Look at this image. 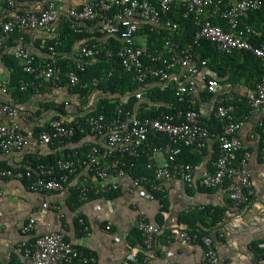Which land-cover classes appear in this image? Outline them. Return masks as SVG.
Instances as JSON below:
<instances>
[{"label": "built area", "instance_id": "2783aa9c", "mask_svg": "<svg viewBox=\"0 0 264 264\" xmlns=\"http://www.w3.org/2000/svg\"><path fill=\"white\" fill-rule=\"evenodd\" d=\"M25 1L8 0L11 11L2 23V30L14 35L13 56L29 77L21 79L18 88L38 95L50 89H65L67 94L58 102L67 112L52 118L33 139L21 123L29 122L30 116L23 115L7 98L10 82L0 83V152L7 156L31 146L38 149L36 158L29 159L24 167L12 168L0 162V179L25 180L29 190L43 193L63 190L71 182L78 200L84 203L92 198V190L108 194L120 190L124 181H128L131 191L152 201L178 180L198 188L226 185L229 211L251 201L255 195L252 151L241 133L264 107V26L242 25L241 20L249 12L260 10L264 0L184 1L178 6L182 17H193L197 26L192 43L186 45L177 41L181 23L169 16L175 7L172 0H88L80 8L49 0L39 11L18 10L17 4ZM60 19L69 22L73 32L82 34L80 42L70 52H63L58 48L62 39L54 36L53 43L47 42V55L39 57L31 50L25 32L42 29L52 33ZM147 28L161 35L160 47L150 48ZM141 30H146V38H141ZM204 41L213 43L222 53L248 51L261 61L263 75L250 92L234 90L222 78L212 75L209 60L199 50ZM99 61L118 63V76L126 75L129 85L125 93H105V97L97 90L101 82L97 75L82 83L81 73ZM112 75L109 70L108 77ZM80 84L88 89L86 93L78 91ZM155 88L170 89L173 100H152ZM207 94L214 96L210 116L203 112L208 105L203 99ZM133 96L136 107L127 108ZM104 97L113 107L91 114ZM245 102L248 109L241 111ZM149 110L157 114H143ZM211 119L216 120L218 127L210 126ZM77 135L83 137L78 144L72 142ZM161 135L166 141H153ZM248 139L264 153L263 119H258L248 131ZM209 141L214 142L215 156L211 169L203 174H197L195 164L178 160L185 148L200 151ZM68 142L74 145H67ZM52 145L67 146L56 161H44L41 153ZM142 153L148 156L151 175L134 174L135 160ZM160 156L164 163H159ZM132 205L137 211V229L143 235L144 246L151 250L160 227L147 217L140 200H134ZM42 207L59 209L60 205L45 201ZM187 210L191 212L193 208L188 206ZM79 221L91 235L84 218ZM35 228L36 217L31 216L21 229L25 237L5 242L19 260L14 261L10 255L0 264L96 262L95 256L67 240L63 231L48 230L30 239L28 235ZM223 238L222 231L213 236L198 229H184L168 234L166 245L201 242L205 261L220 264ZM253 250L264 261V241ZM163 252L168 254L167 248ZM144 263L154 264L150 256Z\"/></svg>", "mask_w": 264, "mask_h": 264}, {"label": "crops", "instance_id": "0c3cea01", "mask_svg": "<svg viewBox=\"0 0 264 264\" xmlns=\"http://www.w3.org/2000/svg\"><path fill=\"white\" fill-rule=\"evenodd\" d=\"M47 1L49 0H27L18 3L17 9L39 11ZM55 1L80 8L88 0ZM184 1L186 0H172L176 9ZM10 11L8 0H0V83L6 81L12 83L16 74L15 66L11 62L12 58H10L13 55L14 35L6 34L2 30V23L7 19ZM62 21L66 20L60 19L54 24L52 33L42 29L25 32L31 50L39 57L44 58L47 55L49 40L54 36H61L64 31ZM146 35H148L146 30H141V38H146ZM79 42L80 40H77L71 49H74ZM211 73L216 75L213 70ZM228 76L221 79L229 85L228 87L244 93L251 91L252 87L247 82L233 84L228 82ZM66 94L65 89H50L42 94H31L21 99L12 97L11 94L7 98L20 108L23 115L27 113L30 116L29 122L22 120L21 123L23 129L30 132L34 139L52 118L63 114L58 101ZM213 98L212 95L203 98L208 103L203 107L206 116H210L212 112ZM260 118L264 120V107L259 114L253 116L251 123L241 133L244 143L252 151L251 166L255 195L247 204L230 211L226 210L221 221L211 223L206 217L207 219L202 223L195 217L192 222L196 223L193 225V223H187L185 215L189 213L188 206L198 211L205 206L227 207L226 185L216 189H204L190 187L182 180H178L170 183L166 192L158 199L148 201L139 193L131 191L128 181H124L121 189L113 197L102 195L98 189H95L90 201L87 203L79 201L78 204V201L72 197L75 189L71 182L63 190L43 193L29 190L27 181L0 179L2 191L0 195V260L6 261L10 255L13 256L14 261L19 260L5 242H17L23 239L25 237L21 231L23 225L31 216H35L36 228L32 234L28 235L30 239L48 230L63 231L66 238L75 246L88 255L95 256L94 264H145L146 256H150L154 264H208L204 258L205 246L201 242L166 245L168 234L178 230H189L194 228L192 226H198V230L199 227L208 230L213 236L218 231L224 233V242L219 249L220 264H264L253 250V247L264 241V153L248 139V131ZM72 144L67 143V145ZM67 145L48 146L41 154L43 158L47 155L61 154ZM37 153L38 149L32 146L7 156L0 152V162L12 168L24 167L29 159L36 158ZM194 153L198 159L194 162L198 175L211 169L215 156L213 141H209L204 149ZM158 160L159 163L165 162L162 156ZM134 200L141 201V207L145 210L147 217L160 227V233L156 236L151 250L146 249L137 231V211L132 205ZM45 201L58 204L60 208L44 209L42 205ZM80 215L88 225L91 235L84 230L83 223L76 222ZM108 225H111L110 229L107 228ZM164 248H167L168 254L163 252Z\"/></svg>", "mask_w": 264, "mask_h": 264}, {"label": "trees", "instance_id": "16d2710c", "mask_svg": "<svg viewBox=\"0 0 264 264\" xmlns=\"http://www.w3.org/2000/svg\"><path fill=\"white\" fill-rule=\"evenodd\" d=\"M173 10H175L176 12L172 11L169 14V16L174 18L175 20H178L182 25V29L177 34V41H179L181 45L192 43L195 31L197 29V26L194 23L193 17L184 19L182 17L180 9L178 8L176 9L175 7H173ZM62 23H63L64 31L61 33V36L59 37L62 39L63 42L60 46H58V48L63 52H69L73 44H75L77 40L81 39L82 34L73 32V30L69 27V22L62 21ZM241 23L242 25L249 23V24L254 25L255 27L257 26V28H262L264 26V4L260 10L249 12L247 15L243 16ZM147 31L149 32V29ZM149 33H150V37H149L150 48L154 49L155 47H160L162 45L161 35H158L155 32H149ZM54 39L50 40V42L53 43L55 41ZM199 50L202 56L209 60V67L211 68V70H213V72H216V76L218 78H225L227 75H229L227 80L228 82H231L233 84L243 81V82H247L248 85H250V87H253L255 82L260 80L263 75V68H262L261 61L251 52L237 51L232 54L222 53L216 48V46L213 43L208 42V41H204L201 47L199 48ZM10 58H12L11 62L13 63L12 65L15 66V70H16L14 80L12 81V83H10V94L12 95V97H18L20 99L23 97H29V95L32 94L31 91L22 92L18 88L19 81L21 79L26 80L29 77L23 71L22 66L19 63V61L13 55L10 56ZM109 70H111L114 75L108 77ZM118 70H120V66L116 62L109 63L106 61H99L95 65L88 67L86 72L81 73L82 83L89 82L94 75H97L101 78V82L97 88L99 92L104 93V95L105 93L107 95L108 94L113 95L116 92L125 93L127 89L129 88V85L126 81L127 77L126 75L119 77L117 73ZM104 71H105V74H104ZM62 84L63 85L65 84L64 80H62ZM81 84L78 87V91H80L81 93H86L88 89H83ZM204 96L208 97L210 96V94H207ZM105 97L107 96L105 95ZM105 97L100 99L101 101L100 105L98 106L96 110H92L90 112L91 114H96L98 111L111 109L113 107V104H109V100L106 99ZM151 99L160 100V101H171L173 100V93L170 89L161 90V89L155 88L151 96ZM136 103H137L136 98L133 96L130 98V101L126 105V107L131 108V109L135 108ZM59 106L61 107L59 108L63 111V114L64 113L66 114L67 111L64 105L59 104ZM102 106H104V109ZM241 107H242L241 111L248 109V105H246V102L243 103ZM143 114L153 116V115H156L157 112L149 110V111L144 112ZM209 123H210V126L213 128L218 127V124L215 119L209 120ZM82 138H83L82 136L77 135L76 137L72 139V142L78 144L80 143V141H82ZM153 141L162 143L166 141V138L161 135L158 138H154ZM77 149H80V148H77ZM59 158H60V154H52L50 156L47 155L46 157L43 158V160L54 162ZM178 160L181 162H191L194 164V162L197 161L198 159L193 150L189 148H185L183 150V153L178 156ZM148 162H149L148 156L145 153H142L139 159L135 160L136 166L134 168L135 170L134 174L151 175L152 170H149L147 168ZM204 189H209V188H204ZM101 193L102 195H108L110 197H113L114 195L118 193V191H114L108 194L103 193V192ZM93 195H94V190L91 191V196ZM158 195L161 196L162 193H159ZM72 197H74V199L78 201V204L80 203L78 200L76 190L75 191L73 190ZM226 210H228V206L227 207L205 206L202 210H199V211L193 210L189 212L188 214H186L185 216L187 219V223H193V225H195L194 223H196V222H192V220H195L194 219L195 217L196 219H200L202 223H204L203 221L206 220L207 218L209 219L211 223H217L222 220V218L224 217L226 213ZM80 217L82 216L80 215L79 218ZM79 218H77L76 220L77 223H79L78 222ZM192 227L194 228H192L191 231H196L198 229V226H192ZM199 230L201 233L211 234L208 230L202 229L200 227H199ZM137 231L141 235L140 239L143 240V235L141 231L139 230ZM72 264H83V263L74 261ZM132 264H140V263H132Z\"/></svg>", "mask_w": 264, "mask_h": 264}]
</instances>
